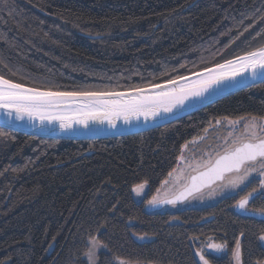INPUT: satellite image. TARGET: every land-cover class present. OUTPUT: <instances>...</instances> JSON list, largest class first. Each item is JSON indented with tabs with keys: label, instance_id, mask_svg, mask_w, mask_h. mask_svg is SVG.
<instances>
[{
	"label": "trees",
	"instance_id": "16d2710c",
	"mask_svg": "<svg viewBox=\"0 0 264 264\" xmlns=\"http://www.w3.org/2000/svg\"><path fill=\"white\" fill-rule=\"evenodd\" d=\"M264 46V0H0V75L32 87L124 90ZM264 118V82L139 133L37 137L0 127V264H264V219L237 213L248 184L200 207L147 208L182 146L217 119ZM147 180L142 197L132 189ZM249 208L264 207V198ZM243 234V235H242ZM144 237L141 239L140 237Z\"/></svg>",
	"mask_w": 264,
	"mask_h": 264
},
{
	"label": "snow or ice",
	"instance_id": "6c2138e0",
	"mask_svg": "<svg viewBox=\"0 0 264 264\" xmlns=\"http://www.w3.org/2000/svg\"><path fill=\"white\" fill-rule=\"evenodd\" d=\"M258 71L264 72V47L246 51L211 67H204L190 76L180 75L162 83H149L146 87L129 88L125 91L92 88L69 91L53 87H29L0 75V110L9 117L15 113L17 121L24 118L29 121L39 120L41 123L47 121L49 124L55 121L62 130L71 129L74 124L87 128L90 122H106L110 128H116L117 120H122L127 125L141 117L149 121L175 116L197 104L203 106L205 102L211 103L210 97L221 93L229 82L236 83L237 77L245 72L255 78ZM220 123L219 120L216 121V124ZM238 123L239 121H229L232 127ZM0 135L4 133L0 132ZM229 136L232 137L231 141L226 138L221 150L213 154L210 149L203 154L206 159L186 164L187 171L185 168H181L179 172L176 168L169 171L168 178L161 181V187L146 201L147 205L153 208L163 205L175 207L178 203L191 199H202L205 189H210V196L217 191L236 189L244 185L253 173H258L259 186L241 197L235 206L253 217L264 219V207H248L256 197L264 198V125L245 122L244 131L240 135L230 132ZM185 147L187 143L182 146L181 156L177 157L179 164L185 163ZM147 184L148 181L145 180L133 187L132 191L140 195ZM258 240L264 242V232L258 236ZM222 247L214 243L208 245L209 250H220ZM196 255L201 264H210L203 251ZM234 257L239 264V239Z\"/></svg>",
	"mask_w": 264,
	"mask_h": 264
},
{
	"label": "water",
	"instance_id": "95a60500",
	"mask_svg": "<svg viewBox=\"0 0 264 264\" xmlns=\"http://www.w3.org/2000/svg\"><path fill=\"white\" fill-rule=\"evenodd\" d=\"M222 62H219V63H222ZM211 66H208V67H211ZM200 70H197L194 72H198ZM194 72H191V73H194ZM191 73L184 74V75L190 76ZM262 81H264V72L258 71L255 78H253L250 73L245 72L242 76L237 77L236 83L229 82L221 93L212 95L210 97L212 101L211 103L235 91H238L240 89H243L251 85H255ZM29 87H32V86H29ZM143 87H146V86H143ZM125 90L127 89L115 90V91H125ZM211 103L205 102L203 106H201L200 104H197L192 108L186 109L182 112H178L175 116H164L162 118H156V119L149 120V121H145L143 117H141L139 120H135V119L132 120L127 125L124 124L122 120H117L116 128H110L106 122L105 123L90 122L87 128L83 127L82 125L74 124L71 129H67V130H62L59 127V123L55 121L52 122L51 124H49L47 121L43 123H41V121L39 120L29 121L27 118L17 121L15 119V113H13L11 117H9L5 114L3 110H0V127L7 128V129L17 131V132H21L24 134L37 136V137H44V138L71 139V140L110 138V137L139 133L142 131H146L149 129L162 126L166 123L175 121L181 117L189 115L190 113H193L194 111H197ZM163 121H167V122L165 123ZM235 210L237 213H240L242 215L252 216L249 212H244L238 209L237 207L235 208ZM256 218L262 219L261 217H256Z\"/></svg>",
	"mask_w": 264,
	"mask_h": 264
},
{
	"label": "rangeland",
	"instance_id": "374dc122",
	"mask_svg": "<svg viewBox=\"0 0 264 264\" xmlns=\"http://www.w3.org/2000/svg\"><path fill=\"white\" fill-rule=\"evenodd\" d=\"M219 120L221 123L220 124H216V122L212 125H210L207 128V131H204V133L198 137H195L194 139L190 140L189 142H187V147H185L183 149V156L185 157V163L184 164H179L176 167L177 171L179 172V170L181 168H185L186 169V164L192 163L194 160L195 161H199L201 159H206L207 157L204 156L203 154L207 151H209L210 149L213 151V154L215 153V151L217 150H221L222 147L225 145V140L227 138V140L230 142L232 137L229 136V133L232 132L234 135H240L243 131H244V123L247 122L249 124L255 122L259 125H264V118H256V117H246V118H242V119H238V120H233V119H217ZM229 121H239V123L235 126L232 127L229 125ZM193 141H195V143H193ZM186 145V144H184ZM183 145V146H184ZM181 154H182V150H181ZM180 154V156H181ZM195 174V173H193ZM255 176L259 177L258 173H253L248 181L245 182L244 185L248 184L249 181H251ZM260 179V177H259ZM244 185H241L238 188L243 187ZM161 187V186H160ZM159 187V188H160ZM236 188V189H238ZM236 189H226L224 192H219L217 191V193L215 195H209V191L210 189H205L204 190V194H203V198L202 199H191L189 201L183 202V203H178L175 207L171 206V205H163L160 207H155L158 209H169V210H175V209H179V208H183V207H200L203 205H207L210 203H213L215 201H217V199H219L222 196H225L233 191H235ZM144 190L143 189L141 191L140 195H137L135 192L134 195L139 198L142 197L144 194ZM147 207H150L147 205ZM144 239V238H143ZM197 244H199L198 250L199 251H203L205 254H215V255H222L223 253L226 252V246L220 242L215 241L213 238H207L206 240H196ZM220 244L223 247L220 250H209L208 245L209 244ZM261 244L264 246V242H261ZM95 245V246H93ZM90 249L86 254V263L87 264H96L97 263V253L99 250L102 249V246L92 240L90 241ZM91 252V255H89ZM199 258V256H198ZM200 261V259H199ZM120 264H129L126 262H120ZM201 264V262H200ZM211 264V263H210ZM233 264H238L236 258L234 257V262ZM239 264H240V260H239Z\"/></svg>",
	"mask_w": 264,
	"mask_h": 264
},
{
	"label": "flooded vegetation",
	"instance_id": "af4514ba",
	"mask_svg": "<svg viewBox=\"0 0 264 264\" xmlns=\"http://www.w3.org/2000/svg\"><path fill=\"white\" fill-rule=\"evenodd\" d=\"M183 208H185V207H183ZM179 209H182V208H179Z\"/></svg>",
	"mask_w": 264,
	"mask_h": 264
}]
</instances>
